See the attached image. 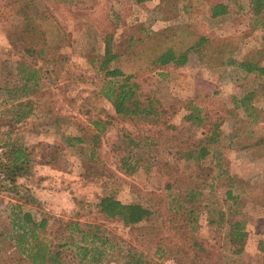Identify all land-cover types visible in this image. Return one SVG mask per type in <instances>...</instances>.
I'll use <instances>...</instances> for the list:
<instances>
[{
  "label": "rangeland",
  "instance_id": "374dc122",
  "mask_svg": "<svg viewBox=\"0 0 264 264\" xmlns=\"http://www.w3.org/2000/svg\"><path fill=\"white\" fill-rule=\"evenodd\" d=\"M172 1L177 11L165 18L171 11L165 14L159 0H0V115L41 93L40 108L20 111L22 128L8 137L0 133V142L26 149L32 166L13 190L0 188V261L10 250L11 232L20 230L14 214L22 210L35 220L48 219L36 232L57 247L63 264H194L183 245L187 241L197 249L198 264H264V71L222 64L208 46L194 48L182 66L151 68L147 62L166 46L185 48L194 32L230 37L237 44L234 59L264 68V26L256 22V17L264 22V10L251 13L248 0ZM215 1L227 5L225 15H208ZM25 8L44 34L45 43L34 46L46 50L48 64L24 49L32 35L23 31L19 10ZM106 31L119 53L110 65L135 73L131 80L140 99L152 100L161 114L130 119L114 112L102 93L111 78L98 67ZM29 71L35 74L24 89ZM45 106L58 119L34 124ZM193 107L200 116L209 114L202 127L184 118ZM224 112L229 114L218 124ZM88 119L107 121L104 131L98 130L91 161L88 142L82 149L64 140L66 134H78L79 124L90 125ZM207 129L218 135L206 144L211 152L196 164L180 152L197 147ZM43 156L51 161L41 163ZM187 181L200 190L191 208L197 218L193 230L188 224L179 228L183 210L175 202L178 187ZM107 194L141 203L153 214L135 227L124 226L99 212V198ZM67 221L87 232V245L102 252L97 261L80 263L75 247L62 245L72 231ZM232 226L246 233L239 252L228 238ZM93 233L104 245L89 241ZM73 235L80 242L81 233L73 230Z\"/></svg>",
  "mask_w": 264,
  "mask_h": 264
},
{
  "label": "trees",
  "instance_id": "16d2710c",
  "mask_svg": "<svg viewBox=\"0 0 264 264\" xmlns=\"http://www.w3.org/2000/svg\"><path fill=\"white\" fill-rule=\"evenodd\" d=\"M136 1L139 2L142 0ZM168 1L169 0H159V4L162 6V8H164L163 11L165 14H167V11H171V13L166 15L165 18L173 17L177 11L176 2ZM166 8L169 9L167 10ZM248 8L253 14H261L264 10V0H248ZM27 11V8L19 10V12L23 15V18H25V22L23 23V31L28 34H32L30 36L29 45H27L24 49L27 51V53H30V55L39 54L42 57V61L45 64H48L46 50L44 48L37 47V45L34 46L35 42L45 43L46 40L44 34L42 30H40L39 26L31 19V13H27ZM227 12V5L220 1H215L208 7V15L213 18L225 15ZM256 22H258L257 24L264 26V22L257 19V17ZM189 31L190 30H188V32ZM111 36V33L107 31L104 32V51L99 58L100 62L98 67L99 70L102 71L105 78L112 79L109 80L108 85L106 84L102 93L110 101L114 112L120 116L130 119H135L136 117L157 116L161 114L160 108L155 106L152 100L147 99L146 103H144L140 99V95L137 92L138 84L136 81L131 80L135 73L125 74L121 68L110 65L119 57V53L112 50ZM188 38L189 39L185 48L177 45L166 46L165 48H162L158 52L154 53L152 56H148L147 62L149 67L158 68L167 65H172L175 67L182 66L188 61L189 52H191L194 48L197 46H208V48H211L213 53L217 55V58L221 57L220 62L222 64H235L246 72H252L253 70H257L259 72L264 71V68L259 66L256 62L251 60L237 61L234 59L232 54L235 53L237 44L231 42L230 37L212 39L193 32L190 33ZM130 41L132 43L134 42L131 38ZM28 73L30 74L26 76V82L25 85H23L24 89L28 88L26 83L33 77V74H35L34 71H29ZM40 94L41 93L38 92L34 95V98H27L17 102V110L15 109L11 111L10 114L3 116L0 115V133H4L6 134V137H8L15 133L19 128H22L25 124L23 119L24 113L20 111L27 109V111L30 113L33 109L40 108ZM189 111L190 112L184 114V118L192 122L196 120V126L199 125L202 127L205 124V120L209 114L204 112L205 115L200 116L201 114L197 107H193ZM228 114L229 112H224V114L219 115L218 124L223 122ZM47 117L48 119H54L55 121L58 119L59 114L56 111L54 112V110L49 106H45L42 113L36 118V122H34V124L46 122ZM88 120L90 125L79 124L77 127L78 134H66L64 140L68 146L71 147L78 145L82 146V149L83 145L88 142L92 148L88 158V160L91 161V158L96 155L97 140L99 135L98 130L103 132L107 121L99 119ZM85 129L88 132H84ZM206 131H208V133L204 135L205 138L199 140V145L197 147L192 148V150L187 149L186 151L184 150L180 152L182 155L184 153L187 158H191L196 164L200 163V161L211 152L206 144L208 142L214 141L218 135L214 129L211 131L207 129ZM128 152L131 153V150H128ZM216 154L218 155V153ZM42 160L43 161H41V163L44 164L51 161L50 158L45 156L42 157ZM30 162L31 160L25 148L20 147L16 143L10 142L8 140H3L0 142V188L3 189L9 185L10 187H7V189L11 188V190H13L15 187H17V179L28 175L32 170ZM184 181L186 180H182V182ZM167 187L171 186L168 185ZM178 188L180 189L177 190L178 198L175 200V202L177 201V207L183 210L182 220L184 222V225L182 224L181 227L179 225V228L184 229L186 228V224H188L191 227L190 229H196L192 225L197 224V218L195 215H193L191 208L196 195H200L199 186L196 184L191 185L190 182L187 181L185 187L179 186ZM226 195L228 198L232 197L231 190L227 189ZM16 205H20L21 207V204ZM97 205L99 212L104 217L116 218L120 220L124 226L128 227H135L136 224L143 222L153 214L152 210L141 203L123 202L120 199L114 197L112 194L101 196ZM14 216L20 221V230H13L15 222L10 223L11 230H13L9 236L10 250L7 257H5L6 260L0 261V264H7V261L9 264H63L59 256L60 252L58 251L57 247L49 243L36 232L37 229H45L48 222L46 217L35 220L30 212L22 210H20V215L14 214ZM238 223L239 222H236V225H238ZM65 224L72 231H70V233L64 238L66 240H64L62 245L66 247H75L76 256L79 258L80 263L88 258H93L97 261L100 258L102 252L95 251L96 247L93 248L87 245V240L85 238V236H87V232L78 228L77 222L67 221ZM73 230H77L79 233H81L80 242L75 240ZM180 231L182 233L184 232L182 230ZM5 233L10 234V231L4 232L3 234ZM245 235V231H243L240 226L230 227L228 238L233 246L238 247L235 248L236 252L241 250V242ZM95 239H99L100 244L104 245L105 241L101 240L102 238H100L99 235L93 233L92 238L89 241H93ZM82 242L85 243L81 244ZM183 245H187L186 249L189 250V252L193 255L192 262L194 264H198V252L194 244L187 241ZM198 245L200 244L198 243ZM91 251H93V255L90 257Z\"/></svg>",
  "mask_w": 264,
  "mask_h": 264
},
{
  "label": "crops",
  "instance_id": "0c3cea01",
  "mask_svg": "<svg viewBox=\"0 0 264 264\" xmlns=\"http://www.w3.org/2000/svg\"><path fill=\"white\" fill-rule=\"evenodd\" d=\"M251 104H252V103L249 104V105H250V106H249L250 109H252ZM250 109H248V110H249V111L247 112L248 115H250L251 113L253 114V111H250ZM224 121H225V119H224Z\"/></svg>",
  "mask_w": 264,
  "mask_h": 264
}]
</instances>
